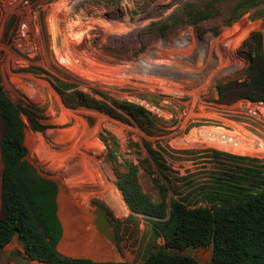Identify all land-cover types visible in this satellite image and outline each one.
Segmentation results:
<instances>
[{"label":"rangeland","instance_id":"obj_1","mask_svg":"<svg viewBox=\"0 0 264 264\" xmlns=\"http://www.w3.org/2000/svg\"><path fill=\"white\" fill-rule=\"evenodd\" d=\"M197 9H204L205 19L191 24ZM164 25L168 28L162 30ZM183 29L195 31L202 45L212 39L221 54L242 57L241 72L213 81L206 75L173 80L169 77L178 74L155 71L153 55L151 67L142 65L147 51H156L160 42L173 45ZM254 31L264 34V0H0L2 83L16 105L29 107L48 126L40 132L27 128L23 164L58 184L57 214L65 225V239L58 244L62 253L139 264L150 250L164 248L163 239L153 235L152 220L132 213L115 185L117 175L128 170L127 162L135 166L138 185L152 202L160 201L158 183L166 186L168 199L190 208L213 209L227 185L235 187L231 181L238 175H263L264 152L244 155L241 146L255 136L264 142V122L238 105L211 104L218 83L249 79L245 43ZM31 67L77 76L86 91L94 87L147 106L155 127L141 129L132 121L66 108L47 75ZM181 73L193 78L185 67ZM173 88L190 92L183 97ZM208 111L217 113L214 120L205 118ZM21 117L28 126L25 114ZM1 167L0 161V172ZM98 206L107 211L115 244L95 227ZM17 250L21 245L12 239L0 250V264H17ZM192 255L202 264H215L207 248Z\"/></svg>","mask_w":264,"mask_h":264},{"label":"trees","instance_id":"obj_2","mask_svg":"<svg viewBox=\"0 0 264 264\" xmlns=\"http://www.w3.org/2000/svg\"><path fill=\"white\" fill-rule=\"evenodd\" d=\"M193 15L191 24L205 19L204 9H197ZM166 27L164 25L162 30ZM249 39L245 45L250 48V77L247 81L218 83L216 88L221 102L264 100V34L254 31ZM29 70L47 75L46 80L66 108H85L123 123L132 121L141 129L155 127V118L140 103L115 98L108 91L94 87H88L89 91H86L80 79L68 73L54 76L43 67H31ZM21 114H25L28 126H25ZM0 126V250L16 239L22 251L17 250L15 254L22 252L39 263L127 264L75 258L59 250L61 237L65 239V225L61 224L57 214L58 184L38 172L30 171L23 164L27 128L40 132L48 126L29 107L16 105L9 98L1 73ZM147 148L150 154L154 152ZM110 153L113 154L112 151ZM151 156L162 166L154 154ZM127 164L128 170L117 175L115 185L127 208L132 213L151 219L153 235L164 241L163 249L150 250L147 258L139 264H201L191 256L173 252L189 246H212V261L215 264H264L263 171V175L261 171L238 175L231 181L236 182L235 187L229 183L224 189L228 192L219 198L213 209L204 206L190 208L180 200L168 199L166 186L158 183L160 201L152 202L138 185L135 166ZM233 193L236 195L231 196Z\"/></svg>","mask_w":264,"mask_h":264},{"label":"built area","instance_id":"obj_3","mask_svg":"<svg viewBox=\"0 0 264 264\" xmlns=\"http://www.w3.org/2000/svg\"><path fill=\"white\" fill-rule=\"evenodd\" d=\"M208 41V45H202L200 43L199 35L195 31L183 29L180 30L173 45H166L160 42L159 48L156 51H147L144 54L141 63L145 67H151L150 57L153 55L156 58L153 64L155 71L164 72L167 70L172 71L171 74H178L176 76L169 77L173 80L177 77H184L186 80L197 79L205 77V75L210 81L215 80V78H235L244 66L243 58L237 56L236 54H221L218 51L216 42L212 39H209ZM168 64H172V66H167ZM184 67L193 74V78L187 76L185 73H181L184 70ZM207 79H205V81L209 82ZM171 91L176 95H181L183 97L188 96V93L190 92L186 89L178 88H173ZM213 93L215 97L211 104H214L219 108L225 107L227 104H230V108H232V105H238L242 107L243 112L246 115L258 118L264 122V100L238 99L232 103H224L219 101L217 88L213 89ZM146 108L149 110L147 106ZM207 114L208 115H206L205 118L214 120L213 118L217 113L215 111H208ZM245 136L247 135L245 134ZM251 138L252 139L247 138L248 140L245 144H243V146H241L245 150L243 154L251 156L255 152H264L262 148V144L264 145V142L262 139H259L256 136ZM255 138L259 141L255 140Z\"/></svg>","mask_w":264,"mask_h":264},{"label":"water","instance_id":"obj_4","mask_svg":"<svg viewBox=\"0 0 264 264\" xmlns=\"http://www.w3.org/2000/svg\"><path fill=\"white\" fill-rule=\"evenodd\" d=\"M95 215L94 224L96 229L103 234L111 243L115 244L116 237L115 231L112 229L111 222L107 218L105 212L101 211L99 207H96L93 211ZM205 247H194L189 246L185 249L173 250L174 253H178L185 256H191L199 263L202 264L201 258L192 255V252L198 253L199 251L205 250ZM208 252H212V246L207 247ZM13 260L17 262V264H29V261H32L28 256L23 254H16L13 257Z\"/></svg>","mask_w":264,"mask_h":264},{"label":"flooded vegetation","instance_id":"obj_5","mask_svg":"<svg viewBox=\"0 0 264 264\" xmlns=\"http://www.w3.org/2000/svg\"><path fill=\"white\" fill-rule=\"evenodd\" d=\"M98 207L101 209V211L105 212V214L107 216V211H105V209L102 206H98ZM107 218H108V216H107Z\"/></svg>","mask_w":264,"mask_h":264},{"label":"crops","instance_id":"obj_6","mask_svg":"<svg viewBox=\"0 0 264 264\" xmlns=\"http://www.w3.org/2000/svg\"><path fill=\"white\" fill-rule=\"evenodd\" d=\"M62 238V237H61ZM59 244V243H58ZM59 248V247H58Z\"/></svg>","mask_w":264,"mask_h":264},{"label":"clouds","instance_id":"obj_7","mask_svg":"<svg viewBox=\"0 0 264 264\" xmlns=\"http://www.w3.org/2000/svg\"><path fill=\"white\" fill-rule=\"evenodd\" d=\"M236 101V100H235ZM33 261V260H32Z\"/></svg>","mask_w":264,"mask_h":264}]
</instances>
